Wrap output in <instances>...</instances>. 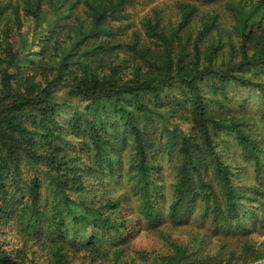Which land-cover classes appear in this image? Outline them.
<instances>
[{
    "label": "trees",
    "instance_id": "16d2710c",
    "mask_svg": "<svg viewBox=\"0 0 264 264\" xmlns=\"http://www.w3.org/2000/svg\"><path fill=\"white\" fill-rule=\"evenodd\" d=\"M132 1L0 0V264H71L77 250L98 264L127 220L120 199L93 182L121 171L154 226L164 198L158 151L176 163L171 223L200 202L239 233L248 220L264 224V0H181L175 24L153 10L134 29ZM199 2L224 4L235 42L212 37L215 13L193 30ZM76 4L82 13L62 24ZM235 93L252 107L232 110ZM238 161L250 165L256 198L239 193ZM243 251L237 264H264L259 246ZM234 261L193 259L172 243L168 256L142 264Z\"/></svg>",
    "mask_w": 264,
    "mask_h": 264
},
{
    "label": "rangeland",
    "instance_id": "374dc122",
    "mask_svg": "<svg viewBox=\"0 0 264 264\" xmlns=\"http://www.w3.org/2000/svg\"><path fill=\"white\" fill-rule=\"evenodd\" d=\"M75 1L77 0H67V3L69 5ZM179 1L181 0H133L126 8L131 15L129 22L133 23L134 29L142 18L149 16L153 10H158L165 24H175L177 21L176 7ZM223 5L221 2L216 4L197 3L198 13L192 21L193 30L200 28L207 15L215 13L218 16V26L214 29L212 37L222 38L225 43L229 40L230 42H235L232 32L233 19ZM81 11L82 5L76 4L71 9L72 14L70 17L61 23L70 24L74 15H80ZM32 27L33 23L27 20L25 22L26 30L32 29ZM129 34L130 31H127L126 36H121L120 41L128 43ZM262 81L264 82V78H262ZM231 95L232 101L229 102V107L232 110L238 111L241 103L244 107L250 103L248 102L246 105L243 101L246 96L239 93ZM249 106L252 107V105ZM247 108L249 107L247 106ZM258 129L261 134H264V127L262 129L258 127ZM252 130H255V128L253 127ZM151 136L154 139L157 138L154 134ZM154 157L157 159L161 180L159 190L164 194V198L161 199V203L158 206L160 216L154 226L148 225L143 218L141 211L138 209L139 201L131 195V190L127 186L129 182L122 177L123 171L115 178H106L102 184H99V180L93 182L101 196L109 197L110 199H120L125 207L123 217L127 220L126 235H124L125 233L123 234L119 244L110 245L106 242L102 244L105 256L98 264H113L115 256L120 252L122 254L118 264H142L145 258L148 261H153L168 256L171 253L172 243L185 247L193 259L197 260L215 257L217 261L220 260L221 263H224L228 256L233 253L236 257V262L234 261L232 264L243 261L245 257L243 249L247 245L254 244L264 251V224H253L248 220L246 221V230L243 233H239L233 230L230 225H217L210 213L204 214V206L200 202L195 203L178 223L174 224L167 220L164 213L172 199L171 185L175 180L176 163L165 151L156 152ZM232 158L233 155L230 153L227 159L231 160ZM233 167L235 171L234 178L240 190V195L242 197L249 196L252 199L256 198V195L250 192L253 183V176L249 169L250 165L238 161L234 163ZM238 201L247 208L256 209L257 213L261 214L258 204L255 205L244 198H240ZM87 255L88 252L85 250H77L72 253L73 260L71 264H87L85 259ZM41 261H44V259Z\"/></svg>",
    "mask_w": 264,
    "mask_h": 264
}]
</instances>
